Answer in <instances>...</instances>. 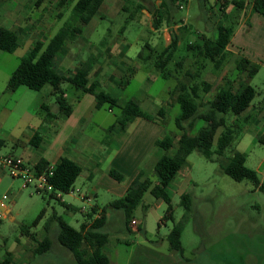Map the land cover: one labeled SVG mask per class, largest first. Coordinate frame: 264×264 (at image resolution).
Here are the masks:
<instances>
[{
    "label": "rangeland",
    "instance_id": "1",
    "mask_svg": "<svg viewBox=\"0 0 264 264\" xmlns=\"http://www.w3.org/2000/svg\"><path fill=\"white\" fill-rule=\"evenodd\" d=\"M139 1L141 0H105L100 11L101 14L104 13V18L100 20L101 24L92 32L90 39L98 42L110 28L113 32H119L121 26L126 24L128 32L126 34L131 40L142 45L147 42L153 45L155 41L156 43L160 41L157 44L160 51L165 42L161 41L164 38L162 28L169 23L168 20H164L162 27L157 30L153 26V13L146 14L143 20L130 19L125 22L126 17L134 10L136 11ZM145 1L149 2V0ZM215 2L216 0H207L204 5L201 0H189L185 8L178 9L177 14L182 17L181 20L177 17L178 23L188 27L177 29L181 35V44L175 60L170 63V68L176 76L178 74L182 76L186 68L196 69L201 62H204L200 77L213 84L209 91H203L202 98L206 101L214 97L219 86L224 84L228 77L234 79L236 88L241 82L246 81L247 71L237 68L239 58L251 57L257 61L259 69L248 80L257 90L251 106L239 116L231 114L227 118L228 123L237 121L242 129L240 137L235 140L232 148L230 146L228 153H231L234 148L246 152V163L255 168L261 179H264V142L260 141V137L264 136V16L254 11L248 18H245L244 13L245 20L239 21V18L230 43L234 52L232 54L229 52L223 65L216 68L211 59L196 61L185 47L186 41L200 40L201 34L216 35V26L220 20L231 21L232 12H226L228 4L221 9L220 4ZM231 2L232 0L228 3ZM124 3L128 8L123 7ZM251 4L252 0H245L244 9L250 8ZM54 5L53 0L47 3V7L51 10L55 8ZM71 8L72 5H67L62 10L64 14H67ZM8 10L13 11L12 16H16L18 13L25 14V12L33 14L40 9L35 4V0L28 2L0 0V25L16 29L22 40L21 45L14 51L0 49V136L6 137L7 141L0 153L12 150L15 135L23 137V132L26 133L32 125L41 124L43 119L41 115L45 114V110L38 102L41 95H44L45 102L51 107L55 108L57 105L56 95L52 93L53 87L49 83L41 90L27 85H21L16 90L8 89V79L12 71L28 53L31 44L35 41L34 38L37 37L31 35V32L25 34L21 31L16 25L15 17L8 15ZM44 14L48 15V12ZM84 36L85 34L75 42L80 44L86 42L87 37ZM48 37L49 34L44 38ZM39 38L42 37L39 36ZM144 49L147 52L150 51L147 46ZM91 52L101 54L95 50V47L89 51V54ZM81 53L86 55V52H81L77 46H70L66 54L57 58V64L65 58L74 60ZM185 54L187 56L183 67L179 68V72L175 71L176 60ZM59 68L61 69V65ZM155 70L157 74L151 73V79L147 83L155 96V102L149 104L146 109L164 120V133L171 134L174 138V144L169 152L174 153L178 144L177 140L182 133L176 124V116L181 111V106L175 96H170L169 89L176 84L177 78L175 76L165 78L160 75L157 67ZM131 71L128 69L121 78L125 84L123 93L126 97L137 95L140 88L144 87L140 77L132 78ZM143 73L144 71L140 70L139 76ZM63 86L69 95L75 90L74 85L69 81H65ZM104 88L111 94H115L118 90L117 87L105 86ZM168 101H171V105L165 115L157 114V109ZM120 112L121 108L114 106V113L118 115ZM247 114L252 116L249 120H244ZM206 122L205 118L198 119L190 131L196 133L198 128ZM221 130L222 127L218 129L217 135ZM16 149L19 152L22 151V147H16ZM8 173L11 176L10 179L0 183V199H4L5 203L11 207L10 212L1 210L3 215L0 218V257H3L5 252L11 251L14 264H76L72 252L58 241L56 224L50 223L47 228L46 225L53 213L57 212L73 226L79 228L84 221L82 207L89 206L90 203L76 200L73 201L76 209L68 210L60 198L44 196L30 186L24 187L21 179L14 178L9 171ZM148 175L156 178L153 171H149ZM89 183L87 178L80 175L75 182V187L85 192ZM168 190L172 197L175 221L169 218L162 221L168 203L148 190L142 202L134 210L133 218H137L138 226L130 223V229H127L123 209L110 204L119 196L109 191L106 186L99 188L96 201L107 212L108 220L102 230L110 234L105 250L110 256L111 264H264V190L257 187L253 181L234 179L221 168L218 161L206 158L201 151L195 149L189 154L186 164L170 182ZM185 192L191 193L193 209L182 234L184 254L181 255L170 249L168 234L175 222L181 220L186 212L185 205L182 203V194ZM5 194L8 195L7 198H4ZM70 194L72 193H64L63 198L70 199ZM93 202H95V195L91 203ZM43 208H45L43 217L37 225H32ZM10 214L15 218L11 219ZM23 226H30V232L35 233L40 240L48 234L53 240L52 249L42 255H35L36 241L33 242L27 233H23Z\"/></svg>",
    "mask_w": 264,
    "mask_h": 264
},
{
    "label": "trees",
    "instance_id": "2",
    "mask_svg": "<svg viewBox=\"0 0 264 264\" xmlns=\"http://www.w3.org/2000/svg\"><path fill=\"white\" fill-rule=\"evenodd\" d=\"M43 0H36L35 4L40 5ZM105 0H60L59 5L65 6L73 2L70 18L67 19L57 32L46 42L42 39L34 41L28 53L22 57L20 63L12 71L7 87L10 90H16L21 85H27L33 89L40 90L47 83L52 85V93L56 95V101L63 115H68L73 109L72 103L68 100L66 90L63 86L65 81L71 82L77 90L92 92L97 100V106H105L121 108L117 117V123L121 127H126L134 118L144 116L155 119V115L145 110L141 104L134 98L129 99L126 103L120 104L118 99L110 92L102 87L100 80L89 81V74L99 58L98 53L91 52L87 58L81 63L77 71L67 75L59 69L57 58L69 51L68 42L78 39L83 32L82 25L89 23L94 16L100 13L102 3ZM174 7L169 2H162L155 11H153V26L160 28L164 20H168L172 24L182 19L177 16L175 9H180V0H172ZM206 5L207 0H201ZM229 1L219 2L221 9L228 4ZM234 9L230 15L233 16L231 21L220 20L217 24V33L214 36L201 34V39L188 40L185 42L187 52L192 54L196 61L201 59H211L216 68H220L229 50L227 46L231 42L235 25L241 16V12L245 7V0H232ZM252 9L264 16V0H252ZM141 10V6L139 9ZM225 13V12H224ZM134 12H131L125 22L134 18ZM174 17V19H172ZM126 25V24H124ZM188 26H179V29H187ZM178 29V28H177ZM173 28L171 33V41L160 51L152 50L147 55L153 57L156 67L160 74L165 77L177 78L176 84L172 87L171 95L175 96L176 101L181 106V111L176 116V124L182 130L178 138L177 148L174 153H170V148L174 144V138L171 134H165L160 140V145L164 149V153L157 160L154 166V174L156 178L150 175H144L142 171L130 184L126 193L111 201V205L121 208L124 211L125 225L130 229L129 225L133 219L135 208L142 202L145 193L149 190L157 198L164 199L167 203V210L162 219H172L175 221L174 207L172 197L168 190V186L172 179L176 176L181 167L188 161L189 154L198 149L202 154L210 159L219 162L221 168L236 180L249 179L255 183L257 187L264 190V179H261L258 171L246 163L247 154L244 151L234 148L231 153L228 150L235 140L240 137L242 129L237 121L228 123L229 115H240L247 110L254 99L257 90L256 87L248 80L259 69V64L252 61L248 57L242 56L237 60V68L247 71L246 81L241 82L239 87H235L234 79L228 77L224 84L219 86L213 98L203 100V91H209L213 84L204 78H201V69L205 65L201 62L196 69L190 67L183 71V75L176 76L170 68L171 61L175 60V55L181 42V35L178 30ZM22 43L20 34L16 29L0 25V49L6 51L16 50ZM139 55L145 58V51H141ZM176 60V70L183 67L184 59ZM45 114L48 117L56 116L47 102L42 104ZM158 114L165 115V110L160 107ZM252 114L244 116V120H249ZM205 118L206 123L201 125L196 133L190 130L194 127L198 119ZM113 127V126H112ZM222 127L221 132L217 135L218 129ZM41 138V133L36 131L32 142L37 144V140ZM260 141L264 142V136L260 137ZM7 143L6 139L0 137V150ZM51 163L46 158H41L34 164L36 172L49 170ZM82 171V166L69 157H62L54 164V172L50 179L56 188L67 191L74 186L78 176ZM111 174L116 178H123L122 172L112 168ZM44 196L56 197L54 192H42ZM67 207H71L66 203ZM182 203L185 205L186 212L181 220L175 222L173 228L168 234L170 249L184 254L182 244V234L186 223L190 219L193 209V199L191 193L182 194ZM74 209H76L74 207ZM98 208L93 206L87 211L83 210L84 221L79 228L69 223L62 214L54 212L50 223L57 226V238L60 244L72 252L76 264H111L109 254L106 252V246L110 239V234L102 230L107 223L106 209L100 211V215H96ZM45 213L43 208L38 217L33 221L32 225H37ZM30 226H23V233H27L37 245L34 249L36 254H42L52 249L53 240L47 234L43 239H38L35 233L30 232ZM9 254V252H8ZM0 264H11L9 259L0 260Z\"/></svg>",
    "mask_w": 264,
    "mask_h": 264
},
{
    "label": "crops",
    "instance_id": "3",
    "mask_svg": "<svg viewBox=\"0 0 264 264\" xmlns=\"http://www.w3.org/2000/svg\"><path fill=\"white\" fill-rule=\"evenodd\" d=\"M21 1L28 2L30 0ZM59 1L53 0L55 8L52 10L47 7L49 0H43L40 5H37L40 10L36 13H18L16 16H12L14 15L12 10H8L7 13L15 17L16 25L25 34L31 32V35L37 36L34 38L35 40L42 39L45 41L46 39L47 42L71 15V11L64 14L62 9L67 5H73V2L65 4V6H60ZM162 2H169L170 6L174 7L172 0H149V2L141 0L136 6V11H133L135 17L132 20H143L146 14H152ZM215 3L219 2L216 1ZM139 6H141V10H138ZM123 7L128 8L126 3L123 4ZM233 9L234 4L232 2L226 5V12ZM137 11H141V13H136ZM174 11L178 13V9ZM45 12H48V15H45ZM253 12L252 5L250 8L243 9L239 21L245 20L244 13L246 15L245 18H248ZM103 14H97L89 23L82 25L83 32L79 37L85 34L84 37H87L86 42L81 44L79 42L76 43L75 41L77 39L68 42L69 50L70 46H77L78 50L86 52V55L81 53L74 60L65 58L57 65L58 67L61 65V69H59L65 74H73L87 58L89 51L95 47V50H98L101 54H98L99 58L89 74V81L100 80L103 88L105 86L109 88L117 87L118 90L112 95L118 99L120 104H124L129 99L134 98L147 110L146 107L155 102V96L147 83L151 79L150 74L156 71L153 57H149L147 54L152 50L158 51L157 44L160 41L157 43L155 41L153 45L148 42L144 45L139 44L128 37V34H126L127 27L124 24L121 26L119 32H113L110 28L98 42L93 41L90 39L91 34L101 24L100 20L104 18ZM184 23L187 22L184 21ZM181 24L176 23L172 25L167 23V25L163 26L162 32L165 39L163 38L161 41H165L163 42L164 47L171 41L172 29H177ZM47 34H49V37L44 38ZM39 36L42 38H39ZM230 43L227 48L232 54L234 49ZM145 46L150 48V51L147 52L144 49ZM141 51H145V58L139 55ZM248 58L255 61L251 57ZM128 69L132 70L131 74L133 79L140 77L139 79L144 84V87L140 88V92L137 95L126 97L123 93L125 84L121 78ZM140 70H143L144 73L139 76ZM155 73L157 74V72ZM171 90L172 88L169 89L170 96L172 97ZM66 95L73 105L70 114L63 115L57 103L55 108L51 107L56 112V116L48 117L42 113L41 117L43 119L41 124L32 125L31 129L26 130V133L25 131L23 132V137L15 135L12 150L5 153L22 155L31 165H34L42 157L48 159L51 164H55L64 156L75 160L82 166L80 175L90 181L87 188L88 191L86 190L85 192L95 195L94 206L101 211L104 208L96 201L100 187L106 186L112 193L122 196L126 193L132 181L142 171H144V175H148L149 171L154 170L157 160L164 153V149L160 145V140L165 136L164 120L156 116L155 119L138 116L126 127H121L117 123L118 115L114 113V108H107L105 106L98 107L96 97L92 92L77 90L75 88L71 92V95L67 92ZM38 102L41 105L45 102L44 95L40 96ZM163 104L165 105L160 107H163L166 112L170 108L171 101ZM160 107L157 109V114ZM36 131H41V138L37 140V144H33L32 138ZM3 138L6 139L4 136ZM16 147H22V151L19 152ZM112 168L122 172L123 178L118 179L112 175ZM9 177L11 176H9L8 170L0 168V183L5 179L9 180ZM63 200L71 205V207L66 206L68 210H74L76 205L73 201H82V198L79 194L72 193L70 194V199L65 198ZM0 208L7 212L11 211V207L5 203L4 199H0ZM10 217L11 219L15 218L12 214H10ZM29 238L33 240L30 236ZM33 242L35 241L33 240ZM35 243L34 246L36 247L37 242ZM23 253L27 256L25 252ZM35 255L42 254L35 253ZM6 258L9 259L11 264H14L11 251H9V254L5 252L3 257H0V260H5Z\"/></svg>",
    "mask_w": 264,
    "mask_h": 264
},
{
    "label": "built area",
    "instance_id": "4",
    "mask_svg": "<svg viewBox=\"0 0 264 264\" xmlns=\"http://www.w3.org/2000/svg\"><path fill=\"white\" fill-rule=\"evenodd\" d=\"M189 0H180V8H185ZM218 2L230 1V0H216ZM0 168L7 169L11 175L18 177L22 181V186L32 187L33 190L38 192H54L55 196L63 200V194L66 192L77 193L81 196L82 200L87 203H90L89 206L84 205L82 209L87 211L88 209L94 206V203H91L94 198V194L83 192L80 188L74 186L70 187L67 191H63L59 188H56L50 177L54 172V164H51L49 170L36 172L34 165L29 164L22 155H17L13 153H0ZM8 195L5 194L4 198H7ZM2 211L0 208V218H2ZM98 217L100 212L98 211ZM131 224L138 226V220L133 218Z\"/></svg>",
    "mask_w": 264,
    "mask_h": 264
}]
</instances>
